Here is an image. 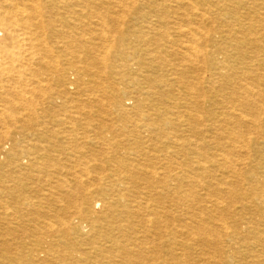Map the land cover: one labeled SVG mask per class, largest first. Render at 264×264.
Returning <instances> with one entry per match:
<instances>
[{"label":"bare ground","instance_id":"6f19581e","mask_svg":"<svg viewBox=\"0 0 264 264\" xmlns=\"http://www.w3.org/2000/svg\"><path fill=\"white\" fill-rule=\"evenodd\" d=\"M258 1L0 0V264H264Z\"/></svg>","mask_w":264,"mask_h":264},{"label":"rangeland","instance_id":"374dc122","mask_svg":"<svg viewBox=\"0 0 264 264\" xmlns=\"http://www.w3.org/2000/svg\"><path fill=\"white\" fill-rule=\"evenodd\" d=\"M260 2H263L262 0H259L258 3L260 4L259 6H256L254 7V9L248 14L247 12H249L248 10H242V11H238L237 12V16L242 18L244 21V25H245V29H248L249 26L253 27L254 31L256 30L257 33H264V31H261V29L263 28L264 29V22L261 21V20H257L256 22H252L250 23V19H244L245 17L247 18H251V17H258V14L259 15H262L264 14V7L262 6V3ZM259 7V8H258ZM261 10V11H260ZM247 11V12H246ZM239 14V15H238ZM248 14V15H247ZM250 16V17H249ZM251 24V25H250ZM248 39H254L255 38V33H251V34H248L247 35ZM251 37V38H250ZM263 46L261 45H258V49H262ZM247 65L245 66L246 70H249V68H251V61H254L255 59H252L251 55L247 56ZM249 61V62H248ZM262 71V72H261ZM251 73L253 76L255 75H261V76H264V64L257 69H255V67L253 68L252 66V69H251ZM258 84V82H257ZM262 111H264V104L262 106ZM263 124V125H261ZM260 126H261V129H259L261 132V134H257V132H255L256 135V138H255V134L253 135L251 133V137L253 138V147L252 148L251 146L246 150L244 149V151L242 150L240 152V149L237 150L235 153H234V162H236V165H237V169H239V171L242 173H238V175L230 178L232 182H236L238 180V182L241 183V188H239L237 191L235 190V188L233 187V189L235 190V196L237 197H242V198H250L251 200L255 201L256 203H264V163H262V157L264 156V120L263 122L260 123ZM263 137V138H262ZM227 138V136H226ZM258 147L259 149H262V150H258ZM255 149L258 150L255 151ZM251 150V151H250ZM248 151V152H247ZM240 152V154L238 153ZM257 152V153H256ZM262 152V153H261ZM244 153V155H243ZM261 153V155H259ZM236 154H238L237 156H235ZM248 154V155H247ZM255 154V155H254ZM242 156V157H240ZM250 156V157H249ZM260 156V157H259ZM241 159H240V158ZM239 158V160H238ZM249 158V160H248ZM260 158V159H259ZM244 159H247V160H244ZM240 162V163H239ZM246 162V163H245ZM250 162V164L248 163ZM245 163V164H244ZM243 166V167H242ZM259 166V167H258ZM241 168V169H240ZM247 168V169H246ZM258 169V170H257ZM253 170V171H252ZM261 170V171H259ZM222 172L221 170H218V174L220 173L222 175ZM224 173V172H223ZM244 174V175H243ZM247 174V175H246ZM257 175V176H256ZM259 181V182H258ZM258 182V183H257ZM254 184V185H253ZM257 184V185H256ZM261 184V185H260ZM256 186V187H254ZM253 187V188H252ZM261 201V202H260ZM263 201V202H262ZM264 205V204H263ZM249 215H247V217H249Z\"/></svg>","mask_w":264,"mask_h":264}]
</instances>
